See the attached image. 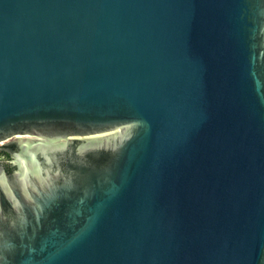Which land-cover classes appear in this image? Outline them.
Masks as SVG:
<instances>
[{"label":"water","instance_id":"water-1","mask_svg":"<svg viewBox=\"0 0 264 264\" xmlns=\"http://www.w3.org/2000/svg\"><path fill=\"white\" fill-rule=\"evenodd\" d=\"M59 128L0 264H264V0H0V139Z\"/></svg>","mask_w":264,"mask_h":264},{"label":"flooded vegetation","instance_id":"flooded-vegetation-1","mask_svg":"<svg viewBox=\"0 0 264 264\" xmlns=\"http://www.w3.org/2000/svg\"><path fill=\"white\" fill-rule=\"evenodd\" d=\"M68 129H39L34 131L12 134L0 139V178L2 177L6 185L17 189L19 179V169L26 164L30 165L36 160L42 158V150L44 147H50L56 142L68 143L62 152V160H69L77 153L78 140ZM76 133V132H75ZM90 152V151H88ZM0 181V202L6 210L10 206V201L2 187Z\"/></svg>","mask_w":264,"mask_h":264}]
</instances>
